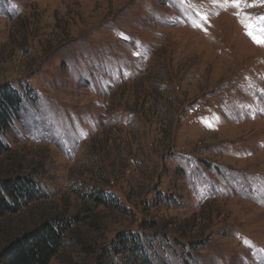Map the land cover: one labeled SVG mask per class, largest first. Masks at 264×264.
Here are the masks:
<instances>
[{"label":"rangeland","instance_id":"obj_1","mask_svg":"<svg viewBox=\"0 0 264 264\" xmlns=\"http://www.w3.org/2000/svg\"><path fill=\"white\" fill-rule=\"evenodd\" d=\"M248 4L259 24L264 0ZM236 11L0 0V85L35 96L0 179L32 177L40 192L0 220V249L57 218L71 225L50 264H126L99 261L125 231L160 264H264V45Z\"/></svg>","mask_w":264,"mask_h":264},{"label":"trees","instance_id":"obj_2","mask_svg":"<svg viewBox=\"0 0 264 264\" xmlns=\"http://www.w3.org/2000/svg\"><path fill=\"white\" fill-rule=\"evenodd\" d=\"M32 93L28 84L23 88L11 83L0 85V155L9 150L5 138L13 132L15 123L21 121L23 104L25 99H34ZM37 190L32 177L0 179V220L20 212L23 206L37 199L40 194ZM97 200L105 201L99 197ZM70 225L57 218L39 223L6 242L0 249V264H50L64 247ZM143 238L140 232H118L99 261H105L111 251L116 257L127 258L126 264H160V254L150 244L146 245Z\"/></svg>","mask_w":264,"mask_h":264},{"label":"snow or ice","instance_id":"obj_3","mask_svg":"<svg viewBox=\"0 0 264 264\" xmlns=\"http://www.w3.org/2000/svg\"><path fill=\"white\" fill-rule=\"evenodd\" d=\"M183 2V0H182ZM214 2L220 3L221 7H232L237 9V11L234 13L238 18L241 15H244L247 17V22L242 20L241 22L244 23L245 30L247 35L257 44L264 45V16L258 17L257 20L259 21V24H257L256 21H253L251 19L250 14L245 13L243 9L245 7H248V0H214ZM254 6V5H252ZM208 17L205 16L204 19H207ZM257 29H259V32H257Z\"/></svg>","mask_w":264,"mask_h":264}]
</instances>
